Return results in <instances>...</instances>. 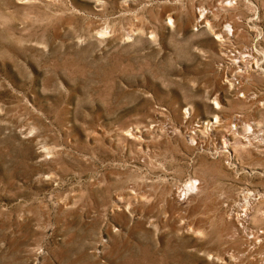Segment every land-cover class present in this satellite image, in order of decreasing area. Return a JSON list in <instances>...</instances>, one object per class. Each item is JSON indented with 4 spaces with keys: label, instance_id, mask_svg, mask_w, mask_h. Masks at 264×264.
Masks as SVG:
<instances>
[{
    "label": "rangeland",
    "instance_id": "rangeland-1",
    "mask_svg": "<svg viewBox=\"0 0 264 264\" xmlns=\"http://www.w3.org/2000/svg\"><path fill=\"white\" fill-rule=\"evenodd\" d=\"M0 264H264V0H0Z\"/></svg>",
    "mask_w": 264,
    "mask_h": 264
},
{
    "label": "bare ground",
    "instance_id": "bare-ground-1",
    "mask_svg": "<svg viewBox=\"0 0 264 264\" xmlns=\"http://www.w3.org/2000/svg\"><path fill=\"white\" fill-rule=\"evenodd\" d=\"M188 188H189V187H188ZM188 188H187V189H188Z\"/></svg>",
    "mask_w": 264,
    "mask_h": 264
}]
</instances>
